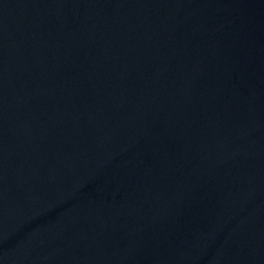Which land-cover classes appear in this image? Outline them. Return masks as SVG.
I'll list each match as a JSON object with an SVG mask.
<instances>
[{
	"label": "water",
	"instance_id": "1",
	"mask_svg": "<svg viewBox=\"0 0 264 264\" xmlns=\"http://www.w3.org/2000/svg\"><path fill=\"white\" fill-rule=\"evenodd\" d=\"M0 264H264V0H0Z\"/></svg>",
	"mask_w": 264,
	"mask_h": 264
}]
</instances>
